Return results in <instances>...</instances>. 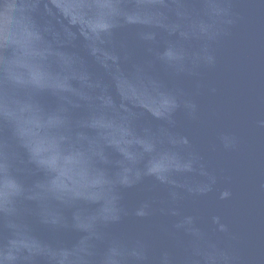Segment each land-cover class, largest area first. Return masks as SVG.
Wrapping results in <instances>:
<instances>
[{
  "label": "water",
  "instance_id": "1",
  "mask_svg": "<svg viewBox=\"0 0 264 264\" xmlns=\"http://www.w3.org/2000/svg\"><path fill=\"white\" fill-rule=\"evenodd\" d=\"M0 264H264V0H0Z\"/></svg>",
  "mask_w": 264,
  "mask_h": 264
}]
</instances>
